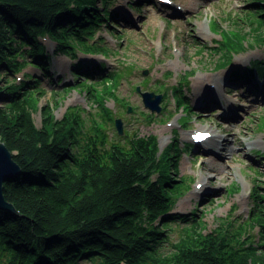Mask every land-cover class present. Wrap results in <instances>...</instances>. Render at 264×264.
<instances>
[{
    "label": "trees",
    "instance_id": "16d2710c",
    "mask_svg": "<svg viewBox=\"0 0 264 264\" xmlns=\"http://www.w3.org/2000/svg\"><path fill=\"white\" fill-rule=\"evenodd\" d=\"M96 1L0 0V68L14 74L30 62L46 74L50 55L40 38L44 34L54 39L58 53L95 51L85 39L109 19ZM99 1L105 7L108 0ZM252 6L246 17L249 32L221 30L215 68L227 66L233 53L246 48L245 35L254 42L249 47L264 45V1ZM249 67L264 76V57ZM29 76L0 86L6 92L0 103V141L21 169L3 187L17 214L0 208V264H264V193L258 186L246 221L230 228L222 221L208 233L199 231L198 222L182 227L170 242L167 233L180 216L171 209L183 185V178L175 183L170 177V150L176 144L159 150L154 135L136 133L124 143L110 140L104 125L114 118L105 103L106 97H115L113 87L97 90L84 81L76 85L99 108L98 119L84 120L73 107L56 118L46 105L36 125L32 93L41 90L37 77L29 81ZM114 78L110 74L103 81ZM174 96L178 106L189 109L179 91ZM162 246L168 247L162 251Z\"/></svg>",
    "mask_w": 264,
    "mask_h": 264
},
{
    "label": "rangeland",
    "instance_id": "374dc122",
    "mask_svg": "<svg viewBox=\"0 0 264 264\" xmlns=\"http://www.w3.org/2000/svg\"><path fill=\"white\" fill-rule=\"evenodd\" d=\"M158 1L108 0L105 7L96 1L98 8L108 11L109 19H104L91 37L85 39L87 44L96 47L95 51L76 48L75 55L58 53L54 39L44 34L40 38L50 55L51 71L41 74L40 69L33 72V67L27 66L12 74L0 68V77L6 76L4 81H0V86L23 81V72L32 73L39 79L36 84L41 92L32 93L36 99V108L32 110L36 125H39L41 110L46 105L53 107L56 118L73 107L79 110L84 120L90 115L98 119L99 108L76 82L93 83L97 90H101L103 85L110 86L116 97H106L105 103L114 118L112 122L106 119L104 125L110 140L124 143L125 137L133 133L138 136L151 134L156 137L159 150L174 142L176 149L170 150V161L174 165L170 169V177L175 183L183 178V185L174 197L171 209V213L180 215L171 223L175 224L174 229L167 233L168 240L173 242L182 234V227L198 222L199 231L208 233L221 227L222 221L229 224V228L239 221H246L254 186L260 188L261 194L264 193V98L258 96L256 101H252L253 96L257 97L255 89L264 93V79L251 78L246 72L231 71L239 65L246 67L263 58L264 45L252 44L249 47L247 44L254 42L250 35H245L246 48L233 53L227 66L215 68V62L221 55L217 51L221 30L249 32L251 25L246 17L252 14L253 4L264 0H195L187 10L183 5L186 2L190 5L191 0H168L172 3L170 7L176 9L172 14ZM118 8L128 11V14L119 15ZM261 29L264 30V26ZM76 64L80 65V70L74 69ZM229 70V77L235 82L226 85L225 90L235 91L229 96L237 101L235 104L239 110L235 116L219 117V104L198 108L193 101V93L206 91L209 86L215 87L211 84L213 81L219 87L216 97L224 100L223 105L228 104V93L219 84L221 80L216 79ZM236 72L240 74L235 75ZM110 74L115 75L114 80L103 81ZM198 76L201 82L195 84ZM33 77L29 76L27 80ZM248 81L254 90L233 86L237 83L244 85ZM137 86L141 91L161 94L158 112L144 106ZM178 91L185 97L183 99L189 109L178 106L174 96ZM5 96L6 92L0 90V103L5 102ZM207 101L216 102L215 97ZM115 118L122 120V134L115 127ZM197 129H206L214 136L228 139L231 152L227 151L224 156L220 152L216 157L206 148L207 145L215 148L213 139L201 146L193 145L190 137ZM216 165L220 170L212 174L211 180L207 179L209 175L205 173ZM204 182L206 185L198 192ZM167 247L162 246V251ZM81 263L91 264L84 260Z\"/></svg>",
    "mask_w": 264,
    "mask_h": 264
},
{
    "label": "bare ground",
    "instance_id": "6f19581e",
    "mask_svg": "<svg viewBox=\"0 0 264 264\" xmlns=\"http://www.w3.org/2000/svg\"><path fill=\"white\" fill-rule=\"evenodd\" d=\"M194 1L195 0H191L190 1V5H189V2H186L183 5V7H184L183 9H186L187 10L191 6L192 2L194 3ZM158 2L162 6H165V8L168 11V13L172 14V13L176 12L175 11L176 9H175L174 6H171L170 7V5L172 4V3H170L171 1L169 3H163L162 1H158ZM168 8H170V9L168 10ZM171 8H174V10H171ZM117 13L119 15H124L125 16L126 14H128V11H126L124 9H121V8H118L117 9ZM50 65H51V63H50ZM51 69L52 68L49 67V71H51ZM233 70L241 71V72H246V73L247 72H250V73L252 72V69H250L249 66L243 67V66H240V65L237 68H233L231 71H233ZM231 71L229 70L227 73L224 74V76H221L219 79L218 78L216 79V80H221V83H219V84H222L224 86V87L222 86L224 88V90H225L226 85L235 82L233 80V78L230 79V77H229V74L231 73ZM198 82L199 83L201 82L199 76L197 77L195 84H198ZM212 83L215 85V87L214 86H209V89H207L206 91H201L200 90L198 93L197 92H194L193 93V95H194L193 101H194L195 105L198 108L201 109V108H204V107L208 106L211 103L219 104L218 107L219 106L220 107H224V109L221 110L220 117H229V116L230 117H233V116H235L234 115V114H236L235 112L237 110H239V108L236 107V104H235L237 101L235 102L234 99H231L232 97H229V96H232V94L235 93V91L234 90H230V89L225 90L228 93L229 99H227L228 104L223 105L224 104V100H221L220 101L219 98L216 97V90L218 91L219 90V87L217 86V83L216 82L213 81V82H211V84ZM233 86H239V87H242V88H243V86H247L249 88V90H247V91L254 90L253 84H250V83H246L244 85H240V84L237 83V84H234ZM255 90H256L255 92H257L256 93L257 97L253 96L252 101H256V98H258V96H261L262 98H264V93L263 92L259 93V91H258L259 89L258 90L255 89ZM213 97H215L216 102H214V101H207L209 98H213ZM210 139H213L214 140V144H215L214 147L215 148H212L211 145H209V146L207 145L206 148L208 150H210V152H212L216 157H219V153L220 152H221V154H223V156H224V154L227 151H228L227 153H230L231 152V147L228 144V141H229L228 139H226V138H220L218 136H214L213 133H212L211 137L207 141H209ZM214 149H216V150H214ZM217 151H218V153H217ZM219 170H220V166L219 165H216V167L214 169L210 170V172L207 171L205 173V175H209L207 177V179H210L211 180V178L213 176L212 174H215ZM207 181H209V180H207ZM206 182H204L202 184V186L200 187V190L198 192H200V191L203 190V187H204L203 185H206Z\"/></svg>",
    "mask_w": 264,
    "mask_h": 264
},
{
    "label": "water",
    "instance_id": "95a60500",
    "mask_svg": "<svg viewBox=\"0 0 264 264\" xmlns=\"http://www.w3.org/2000/svg\"><path fill=\"white\" fill-rule=\"evenodd\" d=\"M137 92L140 94L142 102L145 107L150 111H159V102L161 94H156L153 91H141L140 88L136 87ZM131 108L128 106V111ZM115 127L119 134H122V120L121 118H115ZM21 169L19 165L14 161L12 152L6 147L4 142L0 141V208H3L11 213L17 214L14 205L7 201L4 197L3 187L4 183L17 176Z\"/></svg>",
    "mask_w": 264,
    "mask_h": 264
}]
</instances>
